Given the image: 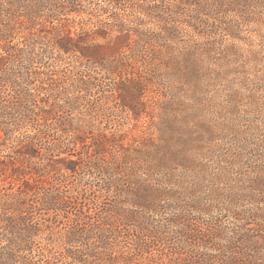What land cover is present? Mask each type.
Segmentation results:
<instances>
[{"label":"rangeland","instance_id":"obj_1","mask_svg":"<svg viewBox=\"0 0 264 264\" xmlns=\"http://www.w3.org/2000/svg\"><path fill=\"white\" fill-rule=\"evenodd\" d=\"M168 1L18 0L19 6L0 13V28H8L11 35H0V53L5 54L3 46L10 37L23 45L31 33L56 39L64 28L70 31L74 51L46 52L37 65L44 72H56L54 78L81 72L93 82L88 86L91 92L78 91L63 78L62 86L68 87L64 93L69 96L57 98L49 94L52 80L44 76L38 106L41 121L47 118L48 134L41 148H28V140L22 146L15 138L4 140L0 132L1 192L25 197L37 187L58 183L68 189L67 195L77 196L91 210L103 208L122 218L132 210L141 212L146 217L147 237L152 240L139 249L128 238L132 244H122L120 249L123 264H169V250L163 249L164 240L159 243L154 231L172 234L176 226L168 219L176 209L170 199L161 200L153 209L132 206L126 192L108 186L110 175L102 169L101 158L131 153L141 162L145 150L163 144L160 132L173 144L175 112L192 115L200 109L202 120L215 126L210 149L197 156L204 167L205 191L216 187L227 193L248 179H264V0H188L178 6H170ZM53 2L60 8L50 9ZM4 4L9 6L7 0ZM67 5L76 8L68 10ZM135 44L154 52L130 57ZM137 73L144 83L136 79L130 84L132 94L122 91L129 108L114 89L121 90V80L136 78ZM140 92L142 96H138ZM76 96L80 98L75 100ZM67 102L75 107L68 110L71 104ZM33 133L37 129L30 126L14 135ZM121 146H130V150ZM147 173L151 182L164 185L160 170ZM215 175H220V181L213 180ZM201 195L205 197L203 190ZM245 199L237 207L252 206ZM148 202L154 203H144ZM58 213L56 222L52 211L36 215L39 230L35 240L45 249L35 248L32 254L49 257L64 251L60 236L66 220L63 211ZM199 216L217 218L225 233L234 225L231 214L221 206ZM132 239L136 240L133 234Z\"/></svg>","mask_w":264,"mask_h":264},{"label":"trees","instance_id":"obj_2","mask_svg":"<svg viewBox=\"0 0 264 264\" xmlns=\"http://www.w3.org/2000/svg\"><path fill=\"white\" fill-rule=\"evenodd\" d=\"M5 1L0 0V13L7 8L11 9L12 5L19 6L18 0H7L9 6L5 7ZM187 1L168 2L170 6H178ZM67 6H70L68 10L76 8L73 5ZM51 7L53 10L60 8L55 2ZM6 30L9 29L0 28V35L4 38L11 36ZM62 30L56 39L31 33L23 40V45L13 43L10 37L3 46L5 54L0 53V132H3L4 140L15 138L17 144L22 146L27 145L25 140H28V148H41L49 126L47 118L43 117L42 122L39 117L42 110L38 106V98H42L39 90L45 88L44 76L52 80L48 86L49 94H55L57 98L64 94L67 99L68 94L64 92L68 87L62 86L63 78L69 79L70 85L79 88L78 91L91 92L88 86L93 82L89 75L79 72L74 77H66L65 72V77L54 78L56 72H44L37 65L41 62V55L45 56L46 52L74 51L70 31ZM148 42L145 40L144 44ZM144 44L132 46L130 57L144 54L147 50L153 54V49ZM136 79L144 83L142 75L137 73L136 78L121 80V90L117 87L114 89L119 91L118 97L122 99L123 105L129 108L131 104L125 103L126 95L122 91L130 93V84ZM142 93L138 96H142ZM79 98L76 96L75 100ZM66 104H71L68 110L75 107L71 102ZM93 104L89 105L94 107ZM201 114L200 109L192 115L175 112L173 119L177 121L174 126L176 135L173 130L171 138H174V143H168V137L158 130L163 144H153L151 150H145L141 162L131 153L121 157L115 154L110 158L102 157L100 165L110 175L107 184L114 186L118 192H126L131 205L141 210L153 209L161 200L172 201L176 213L168 222L175 225L176 229L169 236L165 235L168 233L164 230H152L158 242L164 240L163 249L166 248L170 253L169 264H264V179L257 176L248 179L244 185L229 188L227 193L216 187L205 191L204 167L197 161V156L203 149H210L215 126L207 125ZM30 126L36 128L37 133L14 135ZM121 148L130 150V146ZM132 150L136 149L132 147ZM177 168L182 170L180 174H176ZM152 169L162 172L164 185L157 186L150 181L152 177L147 172ZM143 173L147 176H143ZM220 175H215L213 180L220 181ZM61 187L58 183L50 187H37L34 193L25 197L1 192L0 188V264H123L121 262L125 256L120 249L122 244L128 246V238L139 249L151 242L152 239L147 237L149 231L145 227L146 217L141 212L132 210L130 215L122 218L107 213L103 208L91 210L83 201H77V196L67 195L68 189ZM202 190L205 197L201 195ZM245 198L251 200L252 206L237 207ZM147 200L154 203H144ZM217 206H221L234 219V225L227 228L229 235H226L228 233L224 232L217 218L201 219L199 216ZM49 211L54 212L51 217L54 222L60 214L58 211H63L62 217L66 223L60 240L66 247L64 251L49 257L41 252L34 255L33 249H45L35 240L36 231L39 230L36 215ZM59 223L62 224L63 220H59ZM132 234L136 240L132 239ZM50 257L54 260L50 261Z\"/></svg>","mask_w":264,"mask_h":264}]
</instances>
